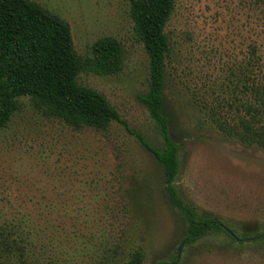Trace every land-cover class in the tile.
<instances>
[{
    "label": "rangeland",
    "instance_id": "1",
    "mask_svg": "<svg viewBox=\"0 0 264 264\" xmlns=\"http://www.w3.org/2000/svg\"><path fill=\"white\" fill-rule=\"evenodd\" d=\"M68 22L81 57L110 36L122 47L116 74L80 72L127 128H73L27 95L0 128V228L26 223L30 264H264V241L232 242L220 232L187 244L163 170L139 144L162 147L140 97L149 89L148 56L133 31L128 0H34ZM164 113L178 145L181 198L239 237L264 230V145L236 135L247 100L251 49L264 82V0H174L165 27ZM135 132V133H134ZM246 233H256L245 235ZM183 241L178 254V247Z\"/></svg>",
    "mask_w": 264,
    "mask_h": 264
},
{
    "label": "trees",
    "instance_id": "2",
    "mask_svg": "<svg viewBox=\"0 0 264 264\" xmlns=\"http://www.w3.org/2000/svg\"><path fill=\"white\" fill-rule=\"evenodd\" d=\"M128 3L134 35L148 56L149 89L140 99L159 129L162 147H153L140 134L134 135L162 167L166 196L186 225L183 238L186 243L220 232L237 243L218 218L199 214L181 198L176 186L179 148L169 136L163 97L164 67L170 50L165 27L174 0H128ZM251 55V78L245 86L247 100L239 104L243 115L238 120L236 135L244 143L264 145V82L259 78L260 62L255 48L251 49ZM122 64V47L117 39L100 37L92 44L91 54L81 57L74 49L70 26L63 18L34 0H0V128L8 124L18 108V97L25 95L46 115L60 118L75 129H104L112 121L127 128L104 95L77 81L80 72L116 74ZM226 227L240 236L232 227ZM262 233L264 230L257 234ZM27 235L26 223L0 228V264H30L29 254L21 244ZM261 240L264 241V236ZM141 262L142 253L135 250L126 264ZM175 262L176 258L152 264Z\"/></svg>",
    "mask_w": 264,
    "mask_h": 264
},
{
    "label": "water",
    "instance_id": "3",
    "mask_svg": "<svg viewBox=\"0 0 264 264\" xmlns=\"http://www.w3.org/2000/svg\"><path fill=\"white\" fill-rule=\"evenodd\" d=\"M223 228L225 229V231L231 235V237L235 240V241H238V242H246V241H251V240H256V239H259L261 237L264 236V233L262 234H258V235H254V236H246V237H237L234 233H232L230 231V229H228L226 226L223 225ZM183 241L180 243L179 247H178V254H179V251H180V247L182 245Z\"/></svg>",
    "mask_w": 264,
    "mask_h": 264
}]
</instances>
